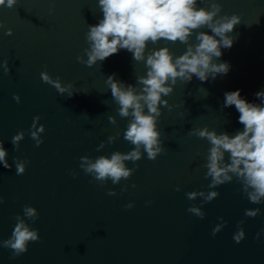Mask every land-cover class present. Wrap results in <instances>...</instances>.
<instances>
[{"label":"water","instance_id":"1","mask_svg":"<svg viewBox=\"0 0 264 264\" xmlns=\"http://www.w3.org/2000/svg\"><path fill=\"white\" fill-rule=\"evenodd\" d=\"M220 2L221 14L242 17L228 33L235 37L232 47L222 48L217 61L228 62L229 72L204 82L195 76L186 84L178 80L172 94L163 97L173 106L171 111L161 104L157 121L167 150L155 161L145 153L128 180L103 185L80 168V157L95 159L134 147L123 138L131 117L118 115L105 81L115 74V79L135 85L136 76L146 74L144 63L126 49L92 67L77 61L89 47L88 26L102 19L98 0H17L13 8L0 6V64L7 59L11 69L5 74L0 67V140L12 164L6 169L0 163V241L11 236L25 205L38 210L35 222L25 219L40 236L15 258L0 245V264H264V203H250L235 179L218 186L219 196L202 205L203 219L187 211L202 198L190 201L186 193L208 190L210 182L203 167L210 144L188 131L208 126L235 135L243 125L234 105L221 110L225 93L239 89L241 97L259 104L255 93L264 91V0ZM197 6L210 7L206 0H197ZM8 28L11 35L5 34ZM198 31L211 34L206 26L197 29L192 42ZM162 46L176 56L186 50L179 41L148 43V49ZM45 69L72 83L76 93L61 95L44 83L40 73ZM14 93L20 95L19 103ZM37 115V127L45 126L38 147L29 132ZM109 115L116 116L115 125ZM21 130L25 136L17 149L11 140ZM117 132L114 143L97 151L101 141ZM14 157L28 161L21 175L16 174ZM125 185L127 190L121 191ZM109 188L117 194L108 195ZM129 202L133 206L126 208ZM256 207L261 209L256 217H244L247 208ZM220 217L227 224L213 235ZM241 219L246 236L236 243L233 234Z\"/></svg>","mask_w":264,"mask_h":264},{"label":"clouds","instance_id":"2","mask_svg":"<svg viewBox=\"0 0 264 264\" xmlns=\"http://www.w3.org/2000/svg\"><path fill=\"white\" fill-rule=\"evenodd\" d=\"M16 3L17 0H0V6L8 8H13ZM206 3L210 7H198L197 0H98V6L103 13L102 19L97 24L88 26L86 40L89 47L84 49L82 55L76 57L77 61L92 67L120 49H126L133 54L135 61L144 63L146 74L136 76L135 85L115 79V74L108 76L105 81L111 91V97L119 106L118 115L121 118L131 117L123 138L134 147L128 152L114 151L110 156L100 155L95 159L88 155L81 156L80 168L95 181L102 185L108 180L113 184H119L122 179L126 181L139 167L136 162L141 160L145 153L147 159L155 161L158 155L167 150L163 146L157 121L161 116V104L171 111L173 106L163 97L172 94L178 80L186 84L195 76L204 82L210 78L215 80L217 75L229 72L228 62L217 61L222 55V48L232 47L235 37L228 33L233 32L234 27L241 23L242 17L239 13L221 14L223 4L220 0H206ZM54 10L53 7L50 12ZM205 26L210 29L211 34L208 31H198L195 34V42H192L193 32ZM0 27H3L2 22ZM12 31L8 28L5 34L11 35ZM161 39L172 43L179 41L186 45V50L176 56L168 46L148 49L149 42L155 45ZM0 67L5 74L11 71L7 59ZM40 76L44 83L53 86L61 95L67 93V96L71 97L76 93L72 83H63L60 77L54 78L46 69L41 71ZM198 91L207 93L204 88ZM255 95L261 103L248 102L241 97L239 89L225 93L221 110L234 105L240 114L239 123L243 125V130L235 135L218 133L216 129H210L208 126L194 127L188 131V135L206 139L210 144L206 163L203 165L207 169L204 173L205 179L210 178L208 190L186 193L190 201L196 200L197 197L202 198L200 205L191 204L187 209L201 219L205 216L202 205L219 196L216 190L218 186L231 183L234 179L241 186L238 191L242 192L250 203H264V91H258ZM13 99L19 103L20 95L14 93ZM39 120L40 116H35L29 129L37 147L43 143L41 133L45 131L43 124L37 127ZM108 121L115 125L116 116L109 115ZM119 135L117 132L109 136L107 141H101L97 151L103 149L105 144L114 143ZM24 136L25 132L21 130L12 137L11 142L15 148H19V142ZM6 156L3 141L0 140V163L4 168L10 169L12 164ZM127 161L133 162L136 167H128L125 163ZM14 162L16 174H23L28 161L14 157ZM72 174L76 175L74 171ZM132 187H135V184ZM125 190L127 185L121 189ZM180 190L181 186L177 185L176 191ZM116 194L114 188L108 189V195ZM3 201L4 197L0 196V203ZM132 206L133 203L129 202L125 207ZM260 212L259 207L247 208L244 217L254 218ZM38 215L34 206L25 205L23 215L18 214L15 217L17 223L11 236L0 241V245L12 250L13 258L27 252L29 242L40 239L39 230L33 228L25 219L27 217L35 222ZM219 219L221 223L215 225L213 235L227 224L223 217ZM244 223L245 219L238 221V230L233 234L236 243L246 236ZM259 237L260 232H257L256 238Z\"/></svg>","mask_w":264,"mask_h":264}]
</instances>
